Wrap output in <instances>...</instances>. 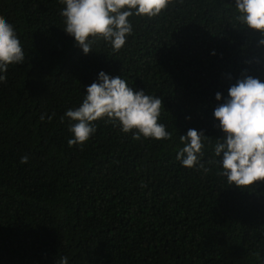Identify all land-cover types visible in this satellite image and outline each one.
<instances>
[{"label": "trees", "instance_id": "16d2710c", "mask_svg": "<svg viewBox=\"0 0 264 264\" xmlns=\"http://www.w3.org/2000/svg\"><path fill=\"white\" fill-rule=\"evenodd\" d=\"M232 6L174 0L152 19L129 17L119 51L97 41L85 55L59 0H0L25 53L0 84V264H264V181L229 185L211 163L224 135L215 107L243 74L264 80L260 36ZM100 71L161 97L172 139L135 140L98 120L69 147L61 117ZM190 128L208 136L206 172L175 159Z\"/></svg>", "mask_w": 264, "mask_h": 264}, {"label": "clouds", "instance_id": "9594fccd", "mask_svg": "<svg viewBox=\"0 0 264 264\" xmlns=\"http://www.w3.org/2000/svg\"><path fill=\"white\" fill-rule=\"evenodd\" d=\"M174 0H59L64 5L60 11L66 34L74 39L87 55L92 45L104 41L113 51L125 46L133 33L131 16L152 19L168 8ZM183 3V0H180ZM235 20L245 28L258 32V44L264 46V0H233ZM213 55L215 52L212 53ZM25 53L13 24L0 17V84L6 83L10 65L22 64ZM215 100L221 101L217 92ZM163 101L145 90H134L120 76L112 77L104 71L96 81L88 85L84 97L75 109H68L65 118L72 134L68 146L83 147L97 131L94 122L104 120L124 133H132L133 139L171 140L172 133L159 122ZM164 107V106H163ZM223 137L215 139L211 161L218 174L229 185L247 188L254 182L264 181V80L243 74L227 90V96L213 111ZM44 115L40 119L44 120ZM51 116L48 117L51 120ZM203 131L188 129L179 136L180 147L175 159L185 168L203 169L208 147ZM22 156V164L28 162ZM59 264H69L68 257H61Z\"/></svg>", "mask_w": 264, "mask_h": 264}]
</instances>
